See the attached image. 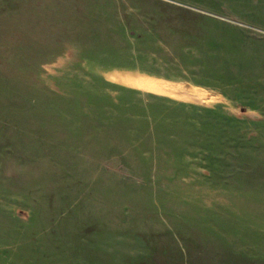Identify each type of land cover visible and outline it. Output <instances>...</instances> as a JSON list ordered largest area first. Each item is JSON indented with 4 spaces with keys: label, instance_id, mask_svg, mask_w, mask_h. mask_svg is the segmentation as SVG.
I'll return each mask as SVG.
<instances>
[{
    "label": "rangeland",
    "instance_id": "1",
    "mask_svg": "<svg viewBox=\"0 0 264 264\" xmlns=\"http://www.w3.org/2000/svg\"><path fill=\"white\" fill-rule=\"evenodd\" d=\"M0 264H264V0H0Z\"/></svg>",
    "mask_w": 264,
    "mask_h": 264
}]
</instances>
